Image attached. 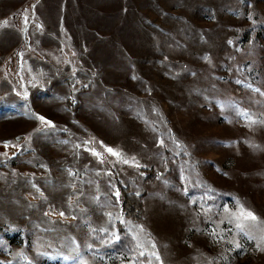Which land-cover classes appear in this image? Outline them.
Wrapping results in <instances>:
<instances>
[{"label": "rangeland", "instance_id": "obj_1", "mask_svg": "<svg viewBox=\"0 0 264 264\" xmlns=\"http://www.w3.org/2000/svg\"><path fill=\"white\" fill-rule=\"evenodd\" d=\"M0 264H264V0H0Z\"/></svg>", "mask_w": 264, "mask_h": 264}, {"label": "trees", "instance_id": "obj_2", "mask_svg": "<svg viewBox=\"0 0 264 264\" xmlns=\"http://www.w3.org/2000/svg\"><path fill=\"white\" fill-rule=\"evenodd\" d=\"M123 209L126 214L140 219L142 217V205L138 196L124 192Z\"/></svg>", "mask_w": 264, "mask_h": 264}, {"label": "snow or ice", "instance_id": "obj_3", "mask_svg": "<svg viewBox=\"0 0 264 264\" xmlns=\"http://www.w3.org/2000/svg\"><path fill=\"white\" fill-rule=\"evenodd\" d=\"M38 118H39L41 121H45V122H46L47 124H49V125L52 124L51 121H46V118L43 117V116H40V117H38ZM93 151H94V150H93ZM107 151L110 152V153H112L113 155H118V153H115V152L113 151V149H111V148H107ZM94 154L99 155L98 153H94ZM61 215H63V214L61 213ZM237 219H238V220H242V219L256 220L257 217L255 216L254 213H252L251 211H247V210H245V209L241 206L240 211H239V215L237 216ZM237 227H242V225L238 223V224H237ZM237 246H238V245H237ZM157 259H159V257H157Z\"/></svg>", "mask_w": 264, "mask_h": 264}]
</instances>
